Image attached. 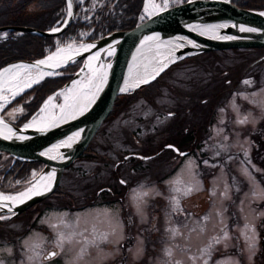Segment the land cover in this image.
Masks as SVG:
<instances>
[{
  "label": "rangeland",
  "instance_id": "obj_1",
  "mask_svg": "<svg viewBox=\"0 0 264 264\" xmlns=\"http://www.w3.org/2000/svg\"><path fill=\"white\" fill-rule=\"evenodd\" d=\"M17 1L0 0V9ZM179 1L153 3L157 8ZM38 7L39 1L31 2L23 16ZM82 10H86L84 4ZM143 12L147 14L145 9ZM81 16L87 18L85 12ZM85 36L82 32L81 41ZM57 41L55 50L83 44L70 40L61 45ZM259 53V48L203 51L198 53L202 59L197 63L188 55L173 62L152 86L119 97L114 111L119 108L102 122L84 156L76 158L60 179L59 189L74 193L77 206L66 204L70 196L60 191L46 199L47 204L40 203L35 226L22 235L17 232L24 216L0 223V264H244L245 257H259L264 243L256 223L264 208V190L259 183L264 175L262 179L259 176L250 136L264 112V79L246 78L250 69L241 76ZM146 60L138 59L140 75L155 67V60ZM211 62L214 64L207 73L205 66ZM89 77L90 71H86L68 87L46 97L45 101L52 97V112L58 113L66 90L73 91L67 100L68 115L80 111L97 82L94 79L89 85ZM224 77L231 79L234 90L229 97L219 98V126L211 135H200L196 150L174 156V151L165 147L173 141L170 135L147 132L153 120L168 123L162 111H172L174 103L182 102L184 90L194 89V97L199 98L198 86L204 87L203 95L207 86L222 85ZM20 94L17 101L10 100L1 108V115L19 121L26 111L21 100L30 98L26 91ZM130 98L133 102L128 106ZM41 103L29 120L42 114ZM146 155L149 157H141ZM116 166L118 172L113 171ZM35 174L32 166L27 179L17 183L24 187ZM104 185L117 188L116 195L102 188ZM188 189L191 191L185 195ZM95 191L100 192L96 199L92 197ZM13 193L18 192L8 194ZM48 250L50 254L45 255Z\"/></svg>",
  "mask_w": 264,
  "mask_h": 264
},
{
  "label": "water",
  "instance_id": "obj_2",
  "mask_svg": "<svg viewBox=\"0 0 264 264\" xmlns=\"http://www.w3.org/2000/svg\"><path fill=\"white\" fill-rule=\"evenodd\" d=\"M69 3H71V9L68 7ZM66 4V16L61 25L57 27L40 30L26 25H1L0 31L11 29L34 32L40 35H57L72 22L74 17L73 0H66ZM262 13H264V9L240 7L231 0H186L153 11L131 28L110 31L85 45L87 51L84 48L77 50L70 56V59L65 58L59 67H52L58 71L82 59L80 66L71 78L57 91L77 81L86 70L90 71L91 76L97 71L104 73L106 80L102 83L99 82L100 91H96L91 102L83 108V111L75 112L61 121L43 125H33L30 124V121H26L21 125H16L1 116L2 122L11 129V133H9L8 128H0V150L11 155L10 166L16 160L41 161L44 166L36 174L35 182L40 181L50 173L53 175L46 184L50 186L48 190H44V186L39 188L42 194L31 195L30 198H25L23 203L15 202L10 206L0 205V217L15 216L50 195L56 189L63 169L81 155L102 121L110 113L115 97L119 93L129 92L151 82L162 72L159 71L158 75L155 74L156 70L163 64L168 66L185 55L201 51L264 47V15ZM219 25L225 26L218 27ZM241 28H252L255 31H241ZM53 29L58 30L53 31ZM148 37H159V39L150 40L147 39ZM154 43L168 44V47L173 49L171 54L173 57L166 63L156 66L152 72L148 71L144 76H139L135 80L136 82L144 77L147 78V83L134 86V82L126 91H121L124 89L123 85L128 74L133 68H136L138 57L148 49L152 51L151 45ZM44 57L9 62L0 68V73L11 64L35 65ZM56 74L51 73V75L44 77ZM153 75L155 78H152ZM42 79H39L38 82ZM26 125L30 126L25 127ZM77 133H79L78 137L76 136ZM5 136L10 138H5ZM70 137L73 140L69 145L65 142ZM167 146H172L180 154L185 153V151H179L174 145L167 144ZM49 149H54L55 152L46 153Z\"/></svg>",
  "mask_w": 264,
  "mask_h": 264
},
{
  "label": "trees",
  "instance_id": "obj_3",
  "mask_svg": "<svg viewBox=\"0 0 264 264\" xmlns=\"http://www.w3.org/2000/svg\"><path fill=\"white\" fill-rule=\"evenodd\" d=\"M35 1H39V7L36 10L28 11L29 14L23 16L28 5ZM73 1L75 18L65 30L56 36H44L29 31L16 30H7L4 35L0 33V67L14 60L42 57L54 48L55 40H58L59 43H66L70 40L80 42L82 39L79 36H82V32L86 33L85 40H92L112 30L131 28L138 22V16L142 11L144 0ZM231 1L240 7L264 9V0ZM82 4H84L86 10L81 12ZM65 12L66 0H18L14 5L0 9V25L21 24L44 30L53 27L56 22H61ZM83 12L87 14V18L81 16ZM78 65V62L70 64L61 70L60 75L45 77L26 91L30 93L29 100H21L22 106L26 111L19 121H14V123L21 124L27 120L48 95L54 93L72 76ZM148 87L147 85L145 88ZM119 97L121 96L116 98L115 104L118 102ZM10 160L11 157L8 154L0 151V190L2 191L18 190L22 185L17 183V181H25L34 164L16 161L5 171L10 164ZM96 194L95 191V195L92 196L94 199L97 198ZM66 201V204L68 203L71 206V198Z\"/></svg>",
  "mask_w": 264,
  "mask_h": 264
},
{
  "label": "flooded vegetation",
  "instance_id": "obj_4",
  "mask_svg": "<svg viewBox=\"0 0 264 264\" xmlns=\"http://www.w3.org/2000/svg\"><path fill=\"white\" fill-rule=\"evenodd\" d=\"M192 55L193 58L190 61H195V63H197L199 60L202 59L201 55L198 54H192ZM261 55H264V50L258 56L257 55L254 56L251 62L256 60ZM213 58L214 57L210 58L211 61L213 60ZM250 63L247 66H245L241 76L247 73V71L250 69L249 70L250 73L245 76L246 78H252L253 80L256 81L262 78L264 79V58L262 59L259 58L257 62H253L254 63L253 65H250ZM213 64H214L213 62L206 64L205 68L207 73H209V68ZM225 72H227V70H224L223 73ZM221 80H223L222 85L207 86L206 92L203 95H201V92L204 87L198 86L197 91L200 93L199 98L194 97L193 95L194 89L189 88L186 91L184 90L181 94L182 102L174 103L172 111L170 110L162 111V113H164V115L167 117L166 119L168 120L167 121L168 123L164 125L162 123H159L157 121L158 119L153 120L149 124V127L147 128L148 129L147 132L152 130L155 133L159 132L170 135V138L176 143L177 147L180 150L186 151L185 154H187L189 151H192L193 149L196 150L197 149L196 145L198 143V138L200 137V135L201 134L211 135L216 132L215 129L216 127L219 126L218 117H217V107L219 103V98L225 94H227L229 97L230 92L234 90V83L230 84L231 83L230 78H225ZM236 81L237 82L239 81L238 77ZM156 92L159 93V89H157ZM169 105H172V103ZM255 127H257V130L253 132V136H250V140L253 143L252 147L254 148L252 151V155H254L253 159L257 162L256 165H258L260 168L261 174L259 176L262 179V175H264V112L261 113L258 119V123ZM135 128L137 129V131L142 130V128L138 124L135 125ZM228 129L232 130V127H228ZM113 171L118 172L117 166L113 168ZM259 183L262 189L264 190V178L260 180ZM102 188L108 189V192L111 195H116L117 193V190H115L117 188L115 187L104 185ZM44 204L47 203H45L44 201ZM51 205L52 204H50L49 206ZM38 212H39V204L36 203L22 214L24 218L22 219L23 222L20 226L21 229L20 232H25L31 226H35L34 224ZM256 225H257V233L258 235L261 236L262 242L264 243V208H263V213L259 217ZM261 244L262 243L260 242V245ZM50 250H48L45 255L50 254L49 252ZM243 262L244 264H264V251H261L259 253V257H256L254 254L252 260H247L245 257V261Z\"/></svg>",
  "mask_w": 264,
  "mask_h": 264
},
{
  "label": "bare ground",
  "instance_id": "obj_5",
  "mask_svg": "<svg viewBox=\"0 0 264 264\" xmlns=\"http://www.w3.org/2000/svg\"><path fill=\"white\" fill-rule=\"evenodd\" d=\"M144 9L147 13H149L151 10L156 9V7L153 3V0H146ZM82 45L85 46L86 44H82ZM71 46H73V47H71ZM71 46L58 47L56 50H54L53 52L48 54L42 60H46L47 57L52 56L53 54L57 53L58 49H65V52L60 53V56L63 58L60 61V63H61L64 61L65 58L72 56L75 53V51L83 48L81 46H75V45H71ZM151 49H152V51H149V49H148L147 51L143 52L140 55L139 59H142V61H144L145 63H147V60H146L147 58L150 59L152 62H154V60H155L156 61L155 66H158L161 63H166V61H169V59H171L173 57V55H171L173 52V49L168 47V44H166V43H160V44L154 43L151 45ZM50 63L55 64L56 62L51 61ZM13 65H20V63L11 64V65L7 66L5 69L11 68V66H13ZM23 65H25V64H23ZM138 67H139V65L137 64L136 69H138ZM4 70L0 73V110L12 97H14L12 95V91H17L18 93L21 92L16 87L17 84L19 85V88H23V90L28 88V87H24V83H25L24 77H26L30 74L32 79L39 80V74L40 73H54L55 72V70L52 69V67H49L47 64L39 65L38 67H33L30 70H21V78L18 81H12L11 83L5 84L4 81L6 79H8L11 74L10 73H4ZM137 72H138V70L135 71L134 68L132 69V72L126 78V80L124 82V85H123L124 88L126 87V84L128 85V88H129L135 82V80L140 76ZM151 72H152V70H151ZM96 84H98V82H96ZM9 89H11V91ZM95 91H96V87L94 86L93 93H95ZM72 92L73 91H70V92H68L67 90L64 91V98L71 96ZM93 93L85 101V104H83L82 107L81 106L79 107L80 109H83L85 107V105L91 101V99L93 97ZM86 94L89 95L88 92H86ZM48 100L49 99H47L46 101H48ZM67 100L65 99L64 104L61 105V108H59V111L56 114H54L52 112V107H51V105H49V103L47 104V106L45 105V102H46L45 101L43 104V107H41V109L44 108V111L42 112V114H40V116L38 115L39 117H35V119H31L30 124H33V125H40L41 124V125H43V124H47L48 122H50V123L55 122V121L58 122L64 118L71 116L72 114L68 115L69 113H71V110H69L67 108V106H69V104H70L69 101H67ZM62 106H64L63 109H62ZM34 121H35V123H33ZM0 128H6V129L8 128L7 125L2 122L1 116H0ZM8 129H10V128H8ZM54 152H55L54 149H49L46 151V153H50V154H52ZM43 178L44 179H40V181L33 182L29 187L25 188L24 190H22L18 193L8 194L9 192L4 193V192L0 191V196L16 197L20 193L27 192L30 188L33 187V185H35L36 188L39 189V188L45 186L46 184H48L47 177L44 176ZM13 203H15V202H13L11 200H0V205H3V206H10Z\"/></svg>",
  "mask_w": 264,
  "mask_h": 264
},
{
  "label": "snow or ice",
  "instance_id": "obj_6",
  "mask_svg": "<svg viewBox=\"0 0 264 264\" xmlns=\"http://www.w3.org/2000/svg\"><path fill=\"white\" fill-rule=\"evenodd\" d=\"M69 9H71V3H69L68 5ZM70 14V13H69ZM262 15H264V13H262ZM225 25H219L218 27H224ZM58 29H53V31H57ZM241 31H255V29H252V28H241L240 29ZM147 39H159V37H148ZM189 43H191V41H189ZM84 48L85 51H87V47L86 46H81ZM65 52V49H58L57 50V53L53 54L52 56H49L47 57L46 60H40V61H37L35 65H23V64H20V65H13L11 66V68H8V69H5L4 70V73H10V77L8 79H6L4 81L5 84H8V83H11L12 81H18L20 78H21V70H30L31 68L33 67H38L39 65H45L47 64L49 67H59L60 66V61L63 59L61 56H60V53H63ZM68 59H70L71 57H67ZM51 61H55L56 63L55 64H52L50 63ZM164 67H167V64H163L162 67H160L158 70H156L155 74L158 75L159 74V71H163ZM44 75H51V73H40L39 74V79H42ZM152 78H155V76L153 75ZM97 80L99 81L100 83H102L104 80H106V74L104 73H100V74H95L91 77H89V85H92L93 83V80ZM24 80H25V83H24V87H31L32 84L34 83H37L38 80L37 79H32L31 78V75L29 74L28 76L24 77ZM148 80L147 78H140L138 79L134 86H139L140 83H147ZM247 83V81H246ZM16 87L19 89V91H23V88H19V85L17 84ZM96 87V91L99 92L100 91V86L99 84H96L95 85ZM128 88V85L126 84V87L124 89H121V91H126ZM11 91V89H9ZM18 92L17 91H12V95L15 96L17 95ZM95 95V93H93V96ZM65 99L67 100L68 97H65ZM52 100V97H49V100L45 102V105L47 106V104ZM91 102V101H90ZM64 106H62V109H63ZM44 111V108L41 109V112ZM81 111H83V109H81ZM244 121H241V123H243ZM35 123V121L33 122ZM30 125H26L25 127H29ZM6 127V126H5ZM7 131L9 133H11V129H7ZM76 136L78 137L79 136V133L76 134ZM5 138H10L9 136H5ZM73 138L70 137L68 141H66L65 143L66 144H69L72 142ZM57 147H59V145H57ZM44 179V178H42ZM47 179H51V176H49ZM50 186L48 185H45L44 186V190H48ZM191 189H188L187 192H185V195L188 194V192H190ZM42 194V192L36 188L35 185H33L32 188H30L27 192H24V193H20L18 196L16 197H8V196H0V200H11L13 202H17V203H23L24 202V199L25 198H30L31 195H40ZM11 211V209H9ZM0 218H3V217H0ZM226 238V237H225ZM63 240L64 238L61 237L60 239V243L62 244L63 243ZM219 241H217L218 243ZM52 255H55V253H53Z\"/></svg>",
  "mask_w": 264,
  "mask_h": 264
}]
</instances>
